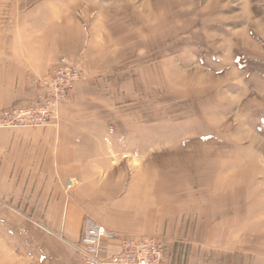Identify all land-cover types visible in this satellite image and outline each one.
<instances>
[{"label":"crops","instance_id":"1","mask_svg":"<svg viewBox=\"0 0 264 264\" xmlns=\"http://www.w3.org/2000/svg\"><path fill=\"white\" fill-rule=\"evenodd\" d=\"M45 9L22 13L0 34V112L37 103L61 58L82 78L53 123L0 128V198L24 195L32 221L68 245L89 217L125 238L164 242L165 264H205L203 244L235 234L219 208L206 218L189 195L203 183V166L189 171L184 163L194 157L180 126L157 122L154 80L98 38L89 43L70 6Z\"/></svg>","mask_w":264,"mask_h":264},{"label":"rangeland","instance_id":"2","mask_svg":"<svg viewBox=\"0 0 264 264\" xmlns=\"http://www.w3.org/2000/svg\"><path fill=\"white\" fill-rule=\"evenodd\" d=\"M49 6H70L89 43L98 38L154 80L157 122L180 126L189 171L203 166L189 195L206 218L219 208L235 234L203 244L205 264H264V0H0V34ZM9 197L0 198V264H81L32 221L24 195Z\"/></svg>","mask_w":264,"mask_h":264},{"label":"built area","instance_id":"3","mask_svg":"<svg viewBox=\"0 0 264 264\" xmlns=\"http://www.w3.org/2000/svg\"><path fill=\"white\" fill-rule=\"evenodd\" d=\"M82 72L68 58H61L53 72L40 83L43 95L34 105L0 112V128L24 129L47 126L57 119L59 105L66 100ZM71 181L66 182V190ZM81 264H165L166 245L155 238L129 239L84 217L80 237L69 244Z\"/></svg>","mask_w":264,"mask_h":264}]
</instances>
